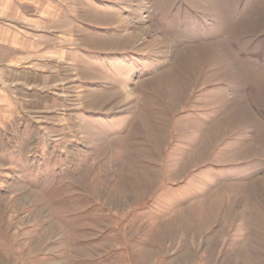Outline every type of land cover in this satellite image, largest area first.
Masks as SVG:
<instances>
[{"label": "rangeland", "instance_id": "rangeland-1", "mask_svg": "<svg viewBox=\"0 0 264 264\" xmlns=\"http://www.w3.org/2000/svg\"><path fill=\"white\" fill-rule=\"evenodd\" d=\"M43 20V104L0 106V264H264V0Z\"/></svg>", "mask_w": 264, "mask_h": 264}, {"label": "crops", "instance_id": "crops-1", "mask_svg": "<svg viewBox=\"0 0 264 264\" xmlns=\"http://www.w3.org/2000/svg\"><path fill=\"white\" fill-rule=\"evenodd\" d=\"M43 21V0H0L2 107L43 104Z\"/></svg>", "mask_w": 264, "mask_h": 264}]
</instances>
